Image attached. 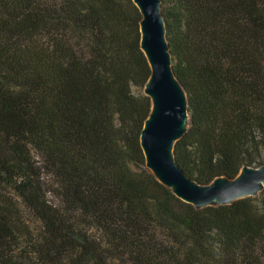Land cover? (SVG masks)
<instances>
[{
	"label": "trees",
	"instance_id": "16d2710c",
	"mask_svg": "<svg viewBox=\"0 0 264 264\" xmlns=\"http://www.w3.org/2000/svg\"><path fill=\"white\" fill-rule=\"evenodd\" d=\"M199 186L264 166V0H160ZM131 0H0V264H264V187L195 208L145 167ZM50 196V197H49Z\"/></svg>",
	"mask_w": 264,
	"mask_h": 264
},
{
	"label": "water",
	"instance_id": "95a60500",
	"mask_svg": "<svg viewBox=\"0 0 264 264\" xmlns=\"http://www.w3.org/2000/svg\"><path fill=\"white\" fill-rule=\"evenodd\" d=\"M131 1L141 15L140 49L150 67L144 95L150 98L151 111L139 138L145 167L174 196L195 208L226 206L256 196L264 186V166L244 167L233 180L218 178L199 186L176 164L174 145L186 132L189 116L185 92L171 69L160 0Z\"/></svg>",
	"mask_w": 264,
	"mask_h": 264
},
{
	"label": "rangeland",
	"instance_id": "374dc122",
	"mask_svg": "<svg viewBox=\"0 0 264 264\" xmlns=\"http://www.w3.org/2000/svg\"><path fill=\"white\" fill-rule=\"evenodd\" d=\"M132 93L134 95H140V94H144V89H140V88H136V87H133L132 88ZM264 187V186H263ZM50 197V196H49Z\"/></svg>",
	"mask_w": 264,
	"mask_h": 264
}]
</instances>
